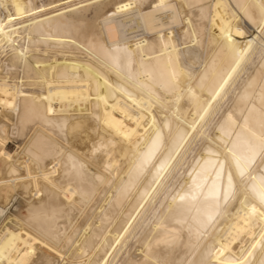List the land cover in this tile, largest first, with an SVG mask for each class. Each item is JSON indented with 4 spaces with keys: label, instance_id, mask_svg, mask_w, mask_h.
<instances>
[{
    "label": "bare ground",
    "instance_id": "6f19581e",
    "mask_svg": "<svg viewBox=\"0 0 264 264\" xmlns=\"http://www.w3.org/2000/svg\"><path fill=\"white\" fill-rule=\"evenodd\" d=\"M36 1L0 0V263L264 264V0Z\"/></svg>",
    "mask_w": 264,
    "mask_h": 264
},
{
    "label": "rangeland",
    "instance_id": "374dc122",
    "mask_svg": "<svg viewBox=\"0 0 264 264\" xmlns=\"http://www.w3.org/2000/svg\"><path fill=\"white\" fill-rule=\"evenodd\" d=\"M52 1L53 0H37L36 2L38 3V4H41V3H45L46 5H44L43 6V8L45 9V10H47V12L45 11V10H42L43 8H41L40 7V9H39V11L37 12V13H40V14H45L46 15V13H47V15L48 14H50V12H59V11H65V12H68V13H70V11L71 10H73L74 9V7H77V6H82L86 1H88V0H54V2L52 3ZM98 0H89V2H91V9L87 12V14H88V16L89 17H93L94 16V7H96L98 4H99V2H101V0H99L98 2H97ZM103 1V0H102ZM104 1H106V0H104ZM41 2V3H40ZM96 2H97V4H96ZM74 3V6H72V4ZM75 3H76V5H75ZM71 4V5H70ZM95 4V5H94ZM70 5V6H69ZM92 5H93V7H92ZM199 5L200 4H198V5H194V6H192V8L193 9H199ZM47 6V7H46ZM50 9H52L53 11H51ZM50 12H49V11ZM93 11V12H92ZM42 12V13H41ZM44 12V13H43ZM29 18H31V15H20V16H18V17H16L15 18V20H18V19H24L25 20V22H26V20H27V22H29ZM5 20L7 19V16H5V18H4ZM79 57H81V58H83L84 57V55H79ZM86 58V57H85ZM254 61H257L256 60V57H254ZM253 68H254V65H253V63H249L246 67H245V69H243L242 70V72H241V75H240V77L238 78V80H237V84L238 85H243L246 81H247V79H248V74L253 70ZM237 91H238V89H236L235 90V94L237 93ZM234 93V92H233ZM20 144H21V139L20 138H14V137H10V139H8V143H7V148H8V150H11V151H13V152H16V151H18L19 149H20ZM24 157H26V156H24V155H22V157H21V162H22V159H24ZM27 159V158H26ZM53 162H56V161H53ZM35 186H37L38 187V185H35ZM34 186V187H35ZM18 196L17 195H15L14 197H12V198H10L9 200H8V202H6V203H4V204H0L1 206H0V226L2 225V222H4L5 221V219H6V217L8 216V215H10L11 213H16V206L18 205V203H19V197L17 198ZM3 206V207H2ZM6 206V207H5ZM15 207V208H14ZM4 211V212H3ZM6 213H7V215H6ZM86 211L85 212H81V214H80V212L77 214V216H79V217H77V219H78V221H80L81 220V217L83 218L86 214ZM80 214V215H79ZM83 214H84V216H83ZM6 215V216H5ZM5 218H4V217ZM4 218V219H3ZM4 220V221H3ZM132 243H133V241H129V243H128V245L127 246H125L124 248H123V250H122V253L121 254H123V256L121 257V259H123V257H124V252L125 251H127V250H130L131 249V245H132ZM131 244V245H130ZM126 248V249H125ZM0 264H2V262L0 263Z\"/></svg>",
    "mask_w": 264,
    "mask_h": 264
},
{
    "label": "built area",
    "instance_id": "2783aa9c",
    "mask_svg": "<svg viewBox=\"0 0 264 264\" xmlns=\"http://www.w3.org/2000/svg\"><path fill=\"white\" fill-rule=\"evenodd\" d=\"M27 161L26 158L22 159V163H25ZM37 191V190H36Z\"/></svg>",
    "mask_w": 264,
    "mask_h": 264
}]
</instances>
